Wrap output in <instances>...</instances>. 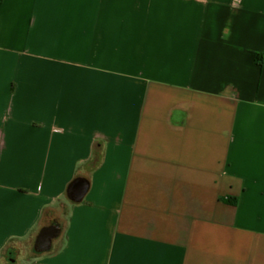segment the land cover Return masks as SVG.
<instances>
[{
  "label": "crops",
  "instance_id": "0c3cea01",
  "mask_svg": "<svg viewBox=\"0 0 264 264\" xmlns=\"http://www.w3.org/2000/svg\"><path fill=\"white\" fill-rule=\"evenodd\" d=\"M0 264H264V0H3Z\"/></svg>",
  "mask_w": 264,
  "mask_h": 264
},
{
  "label": "water",
  "instance_id": "95a60500",
  "mask_svg": "<svg viewBox=\"0 0 264 264\" xmlns=\"http://www.w3.org/2000/svg\"><path fill=\"white\" fill-rule=\"evenodd\" d=\"M72 191H74L76 193L77 192V189L73 188ZM83 194H84V192L81 193V198L83 197Z\"/></svg>",
  "mask_w": 264,
  "mask_h": 264
},
{
  "label": "flooded vegetation",
  "instance_id": "af4514ba",
  "mask_svg": "<svg viewBox=\"0 0 264 264\" xmlns=\"http://www.w3.org/2000/svg\"><path fill=\"white\" fill-rule=\"evenodd\" d=\"M45 239H46V235H45V237H43L42 241H44Z\"/></svg>",
  "mask_w": 264,
  "mask_h": 264
},
{
  "label": "trees",
  "instance_id": "16d2710c",
  "mask_svg": "<svg viewBox=\"0 0 264 264\" xmlns=\"http://www.w3.org/2000/svg\"><path fill=\"white\" fill-rule=\"evenodd\" d=\"M3 0H0V3L2 2ZM228 203H231V201H227Z\"/></svg>",
  "mask_w": 264,
  "mask_h": 264
}]
</instances>
